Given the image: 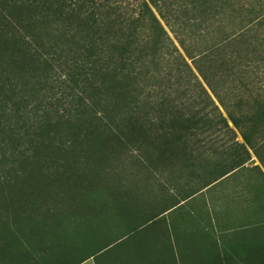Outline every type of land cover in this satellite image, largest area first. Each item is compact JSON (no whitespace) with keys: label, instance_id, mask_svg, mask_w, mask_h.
<instances>
[{"label":"trees","instance_id":"obj_1","mask_svg":"<svg viewBox=\"0 0 264 264\" xmlns=\"http://www.w3.org/2000/svg\"><path fill=\"white\" fill-rule=\"evenodd\" d=\"M91 145L149 163L208 146L213 179L180 198L241 175L249 149L264 177V0H0V264L40 263L31 228L65 186L84 198Z\"/></svg>","mask_w":264,"mask_h":264},{"label":"rangeland","instance_id":"obj_2","mask_svg":"<svg viewBox=\"0 0 264 264\" xmlns=\"http://www.w3.org/2000/svg\"><path fill=\"white\" fill-rule=\"evenodd\" d=\"M162 22L165 25L163 20ZM165 27L168 29L167 26ZM168 32L177 43L173 33L169 29ZM225 137L222 136L220 139L224 140ZM204 138V144L212 139L211 136ZM236 140L243 141L239 132ZM200 147L193 151V156L189 159L170 161L163 158L159 162L150 161V163L142 160L143 154L138 150L129 152L102 150L101 152L93 145L84 147L87 161L81 169V179L90 181L91 186L87 184L84 198L83 195L80 196L83 193L82 189L71 195V189L65 186L64 194L58 198L61 202L57 203L54 212L45 214L46 220L43 218V221L31 228L36 231L34 233L38 230L45 231V239L37 243L38 247L45 248L42 252L37 249L40 253V257H36L40 262L38 263L78 262L84 255L99 249L104 241H107L111 242L112 246L89 257L87 264H143L147 258L145 239L159 240L161 236L167 237L166 233L160 235L163 217L150 222L152 215L168 208L180 197L198 189L200 185L214 177L216 170L214 171L211 157L212 150H208V146ZM81 149L83 147L74 145L70 147L69 152L76 159ZM249 150L251 158L246 163L248 169L243 170L238 176L250 177L252 180L260 179L261 176L254 166H262L253 151ZM144 153L152 158L157 154L151 147H148ZM233 155L232 151L228 152L227 163ZM239 186L248 187V191L260 190L261 192L256 194L253 190L250 199L264 204L263 182H250ZM118 198L124 201L125 209L119 210L115 206ZM85 204L95 213L83 217L79 224L74 218L73 210L81 211ZM96 220L98 224H95ZM143 222L146 223L138 226ZM131 230L134 232L127 238L116 241L120 233ZM32 239L36 241V238L32 237Z\"/></svg>","mask_w":264,"mask_h":264},{"label":"crops","instance_id":"obj_3","mask_svg":"<svg viewBox=\"0 0 264 264\" xmlns=\"http://www.w3.org/2000/svg\"><path fill=\"white\" fill-rule=\"evenodd\" d=\"M259 178L222 176L180 198L159 216L167 237L145 239L143 264H264V204L250 199L261 191L239 186Z\"/></svg>","mask_w":264,"mask_h":264}]
</instances>
